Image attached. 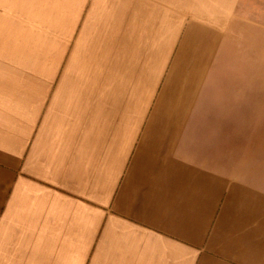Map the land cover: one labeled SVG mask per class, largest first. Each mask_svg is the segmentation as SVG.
<instances>
[{"label":"crops","instance_id":"1","mask_svg":"<svg viewBox=\"0 0 264 264\" xmlns=\"http://www.w3.org/2000/svg\"><path fill=\"white\" fill-rule=\"evenodd\" d=\"M238 3L0 0V264H264Z\"/></svg>","mask_w":264,"mask_h":264},{"label":"rangeland","instance_id":"2","mask_svg":"<svg viewBox=\"0 0 264 264\" xmlns=\"http://www.w3.org/2000/svg\"><path fill=\"white\" fill-rule=\"evenodd\" d=\"M215 1V0H211ZM218 1V0H217ZM231 0H223V3H230ZM236 9V11H235ZM233 17L237 19L238 38L233 40L237 42L238 56H234L231 61L245 63L247 61L264 64V0H239L238 6L233 10ZM245 32H247L245 34ZM249 46L250 53L246 55V47ZM246 74L245 71H240ZM249 78L261 79L264 72H248ZM245 77V76H244Z\"/></svg>","mask_w":264,"mask_h":264}]
</instances>
